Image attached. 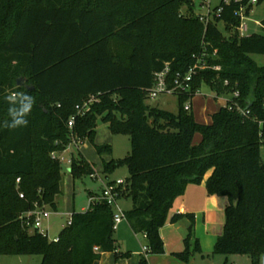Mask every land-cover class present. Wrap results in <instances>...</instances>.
<instances>
[{"label":"trees","instance_id":"trees-1","mask_svg":"<svg viewBox=\"0 0 264 264\" xmlns=\"http://www.w3.org/2000/svg\"><path fill=\"white\" fill-rule=\"evenodd\" d=\"M249 2H219L215 10L222 6L221 12L205 24L196 15L197 0H0V256L38 254L41 264H94L102 252L129 255L118 251L113 209L104 201L74 212L58 241L31 231L21 218L36 206L58 209L62 163L52 153L74 140H94L102 121L114 134L130 136V153L106 162L104 172L109 178L116 168H128L117 191L119 199H132L127 222L146 236V254L165 253L161 228L175 200L209 174L208 194L228 199L214 252L246 254L252 264H264V64L253 58L264 55V31L240 35L236 15ZM262 25L264 30V20ZM204 52L221 69L199 71L192 93L203 84L218 92L239 90V107L224 105L204 124L184 109L188 95L178 96L177 114L147 104L155 72L169 63L174 79ZM12 91L35 98L25 128L5 127L4 98ZM92 96L97 99L90 109L69 128L76 105ZM97 149L112 151L109 145ZM70 171L80 177L95 172L81 153ZM183 216L191 222L185 247L173 254L188 262L201 248L198 240L192 247L193 213L175 214L171 221ZM140 264H147L146 255Z\"/></svg>","mask_w":264,"mask_h":264},{"label":"rangeland","instance_id":"rangeland-1","mask_svg":"<svg viewBox=\"0 0 264 264\" xmlns=\"http://www.w3.org/2000/svg\"><path fill=\"white\" fill-rule=\"evenodd\" d=\"M220 0H212V5H218ZM201 0H197L198 9L205 11L199 7ZM186 7H183L185 12ZM264 20V3L255 5L252 9L246 23L248 24L249 30L245 35H249L255 32H263L262 26L256 22L262 23ZM253 58L259 63L264 64V55H253ZM229 95L227 93L218 92L207 84H203L200 88V92L197 93L192 99V113L197 121L204 124H210L212 121V114L218 111L221 107L226 104ZM147 104L152 107H157L166 111L177 114L179 111V99L177 95H162L158 98H148ZM118 116V115H117ZM201 139L200 134L195 137V142H199ZM109 145L112 149L111 152H105L100 154L97 146ZM69 146V145H68ZM131 151L130 136L127 133L114 134L109 127L108 123L99 121L97 132L94 136V140L91 138H84L78 146L69 147L66 151L60 150L58 153L63 157L62 162V195L58 198V209H52L47 206L50 212V216L43 219L40 231H44L49 240H53L58 237L64 227L67 226L69 216L74 212L86 211L90 207V193L102 192L105 185L109 183L108 180H126L129 177V171L126 166L116 168L107 178L104 172V164L112 159H119L126 157ZM80 153L84 158L90 162L94 167L95 177L91 175L74 176L70 167L72 162L70 160L78 158ZM262 155L264 157V146L262 147ZM110 184V183H109ZM108 184V185H109ZM224 197V196H223ZM228 201V200H227ZM132 199L123 197L119 201V206L128 210L131 207ZM194 214V213H193ZM195 216V214H194ZM187 218L189 225L191 224L190 219L186 216L181 217ZM172 216L170 217V221ZM169 220V219H168ZM226 222V210L225 220L223 221V232ZM216 225H219L218 221ZM34 228H31L33 231ZM200 233L205 243L204 252L196 251L191 257L187 264H252V258L246 254H220L215 253L213 245L211 250H208L209 237H207V229L205 227L199 228L196 232L194 228V238L198 240L200 248L202 247L200 236L196 233ZM222 232V233H223ZM117 245L122 253H129V255H120L111 252H103L101 257L95 261L94 264H140L141 258L146 255L140 254L144 251V247L147 245V239L142 234H135L130 230L128 222L123 220L119 225L116 226L114 233ZM175 241L178 237H173ZM164 242V240H163ZM194 242V241H193ZM209 242V243H208ZM183 243V239L178 241V247H174L173 251H177L179 246ZM215 244V243H214ZM164 247L166 244L164 242ZM202 250V249H201ZM172 252V251H171ZM150 254L151 257H155L154 260L161 264V254ZM158 259V260H157ZM175 264H183L178 261L170 260ZM42 256L38 254L31 255H1L0 264H41ZM264 262V259H263ZM148 264V262H147Z\"/></svg>","mask_w":264,"mask_h":264},{"label":"built area","instance_id":"built-area-1","mask_svg":"<svg viewBox=\"0 0 264 264\" xmlns=\"http://www.w3.org/2000/svg\"><path fill=\"white\" fill-rule=\"evenodd\" d=\"M232 1L238 2L242 0H220V2H223L225 4H229ZM257 3L258 0H250L248 4L241 6L239 11L236 12V15H238L240 18V24L238 25L237 30L242 36L245 35V33L249 30L248 24L246 23L249 16V14L247 13V9L249 5H252L254 7L255 5H257ZM199 7H201L205 11H201L197 7L195 10L196 15H198L200 20L203 21L205 24H208L209 21L213 19V16L216 14L218 15L222 10V6H219L217 10H215V6L212 5V0H201ZM256 23L260 26H263L262 23L259 21H257ZM216 54H217V50L214 51L213 56H215ZM209 57L210 55L206 52L202 53L201 55H198L196 57L195 63L192 66H190L188 71L184 74L178 73L174 79L170 78L171 69L169 63H167L162 70L155 72L154 83L149 91V97L158 98L162 95H168V94L177 95V96L188 95L187 101L184 104V109L186 111H192L193 104L191 101L193 97L200 92V88H198L194 93H192V84L199 71H203L209 68H212L214 70L221 69V66L219 65L217 66L211 65L209 63ZM225 84L228 85L229 81L226 80ZM223 93H227L229 95L225 105L233 104L239 107L238 101L236 100L240 97L239 90H235L232 93H228V92H223ZM96 99L97 98L95 96H92L82 104L76 105V113L68 121L69 128L74 127L76 117L85 115L86 112L90 109V105ZM241 111L244 115L247 114V112L245 113L244 110L241 109ZM80 142H82V140H74L69 146H67V148L64 151H66L69 147H71V145L78 146ZM52 157L58 159L61 163L63 162V157L58 152H53ZM70 161L72 162V160ZM91 176L96 178L95 174H92ZM19 180L20 179H17L18 182ZM109 183H108L109 185L107 184L103 187L102 192L100 194L90 198V205L95 203L96 201H104L105 203H107V205L113 209L114 224L116 227L123 220L127 221L125 210L119 206L120 199H119V192L117 191V188L121 186L124 187V185L126 184V180L119 179L113 181L112 183L111 182ZM20 195L21 197L24 196L22 193ZM49 216H50V212L47 209V206H42V207L36 206L35 209L24 213L21 216V218L28 227L37 228L39 230L40 227L42 226L43 219ZM72 222H73V214L69 216L67 225H71ZM40 232L43 233V235H47L44 231H40ZM53 240L58 241L59 237H55ZM95 251H100L99 247L96 246ZM144 251L145 252L147 251V246L144 247Z\"/></svg>","mask_w":264,"mask_h":264},{"label":"crops","instance_id":"crops-1","mask_svg":"<svg viewBox=\"0 0 264 264\" xmlns=\"http://www.w3.org/2000/svg\"><path fill=\"white\" fill-rule=\"evenodd\" d=\"M208 176L209 174L205 177L204 181L201 184H189L187 186L186 192L175 200L173 207L169 213V220L161 228V236L166 244L165 253L161 254L162 255L161 264H175V262L173 263L170 261L171 259L183 264H187L189 262V261L183 262L173 254L175 252H180L184 249L185 247L184 239L188 234V228L190 226L187 218H182L181 220L176 222L170 221V217L175 214H183V215L187 213L195 214L194 228H196V232L198 231L199 228L205 227L207 229V237H209V241L211 240V243L208 242L209 243L207 247L208 250L212 249L213 245L216 244L218 238L223 234L222 224L223 221L225 220V210L228 204L227 201L228 199L225 196L223 197V196L208 194L206 188V179ZM217 221L219 225H216ZM129 228L130 230H132L130 225ZM135 234H142V233H135ZM196 234L200 236V241L202 245L201 251L204 252L205 243L203 241V238L201 237V234L199 232ZM142 235L143 237L146 238L144 234ZM173 237H178V240L175 241ZM181 239H183V243L179 246L177 251H173L174 247H178V241H180ZM195 241L196 240L193 237L192 247H194ZM118 251L121 252L119 247H118ZM143 253L146 254L145 251H141L140 254L144 255ZM146 258L148 264H160V262L155 261L154 260L155 257L154 258L151 257L150 254H146Z\"/></svg>","mask_w":264,"mask_h":264},{"label":"clouds","instance_id":"clouds-1","mask_svg":"<svg viewBox=\"0 0 264 264\" xmlns=\"http://www.w3.org/2000/svg\"><path fill=\"white\" fill-rule=\"evenodd\" d=\"M4 99L9 105V120L5 122V127L11 130L27 127L35 98L26 92L12 91Z\"/></svg>","mask_w":264,"mask_h":264},{"label":"water","instance_id":"water-1","mask_svg":"<svg viewBox=\"0 0 264 264\" xmlns=\"http://www.w3.org/2000/svg\"><path fill=\"white\" fill-rule=\"evenodd\" d=\"M18 85L19 86H23L24 85L23 79H21V78L18 79Z\"/></svg>","mask_w":264,"mask_h":264}]
</instances>
